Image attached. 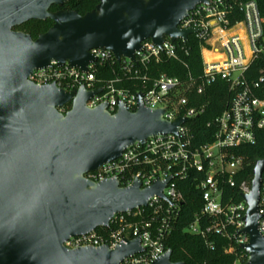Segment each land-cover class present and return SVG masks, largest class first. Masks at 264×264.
Masks as SVG:
<instances>
[{
	"label": "water",
	"instance_id": "95a60500",
	"mask_svg": "<svg viewBox=\"0 0 264 264\" xmlns=\"http://www.w3.org/2000/svg\"><path fill=\"white\" fill-rule=\"evenodd\" d=\"M71 0H0V264H121L144 252L140 239L109 246L68 249L66 240L108 227L110 220L150 198H164L171 180L142 188L139 180L122 187L117 179L93 182L85 174L121 156L125 149L157 134L176 133L187 119L163 118L165 109H150L138 94L129 111L120 102L90 109L87 101L102 91H67L55 84L38 86L29 75L60 66L87 71L93 49L135 59L143 42L162 46L165 37L187 40L195 29L179 24L198 4L209 0H100L95 9L51 11ZM52 20L37 38L15 30L31 21ZM67 112L60 111L67 104ZM264 159L256 162L243 232L249 243L245 264H264V237L259 231L258 203ZM170 249L152 264L171 260Z\"/></svg>",
	"mask_w": 264,
	"mask_h": 264
},
{
	"label": "built area",
	"instance_id": "2783aa9c",
	"mask_svg": "<svg viewBox=\"0 0 264 264\" xmlns=\"http://www.w3.org/2000/svg\"><path fill=\"white\" fill-rule=\"evenodd\" d=\"M237 10L244 18L234 21ZM179 28L196 32L187 40L173 41L166 36L161 47L146 40L134 60L124 57L118 62L112 52L93 49L90 52L95 61L87 71L52 61L29 75L28 79L38 86L55 84L67 91L101 88L87 101L90 109L108 103V110L114 114L123 102L129 111H135L138 94L142 93V103L150 109L164 108L167 121L187 119L176 133L157 134L145 143L137 142L116 160L85 174L86 179L97 183L117 179L122 187L139 180L142 188L171 178L163 190L164 198L154 196L145 206L116 214L108 227L70 237L64 243L66 248H116L139 238L144 252L125 258L121 264H152L168 250L167 240L185 202L180 181L189 179L200 191L202 204L185 231L207 241L211 235L226 237L232 243L225 251L236 254L234 264L248 261L242 248L250 241L243 232L248 210L243 195L251 193L252 181L239 178L245 168L242 148L255 144L259 131L264 130V63L258 75L250 73L254 62L264 55V12L255 0H209L191 10ZM192 36L200 44L202 74L182 79L161 72L157 66L165 60L181 61ZM106 70L112 72V78L104 77ZM219 81L228 85L230 99L222 113L208 123L214 127L212 141L197 145L188 122L204 113L206 104H192V96L204 95ZM71 107L69 103L60 111L65 113ZM258 210L259 231L264 237V177Z\"/></svg>",
	"mask_w": 264,
	"mask_h": 264
},
{
	"label": "trees",
	"instance_id": "16d2710c",
	"mask_svg": "<svg viewBox=\"0 0 264 264\" xmlns=\"http://www.w3.org/2000/svg\"><path fill=\"white\" fill-rule=\"evenodd\" d=\"M248 1V0H243ZM260 9L264 12V0H255ZM100 0H71L62 7H53L52 11L58 9L74 10L79 14H85L97 6ZM244 18L242 12L236 11L233 20L238 21ZM53 24L48 19L45 21H31L18 27L25 33H29L35 39L41 33L46 32ZM187 52L182 53L180 60H165L157 67L161 72L171 76H178L186 79L189 75L198 77L202 74V55L199 42L194 36L185 44ZM264 55L258 58L250 69V73L258 75L263 67ZM104 77L112 78V72L106 70ZM230 99L228 85L219 81L210 87L204 95H193L192 104L205 103L206 109L201 115L189 120L188 125L193 127L194 142L197 145L212 141L214 127L208 126L227 107ZM241 154L245 156V168L239 181L248 180L251 182L254 177L256 162L264 159V130L259 131L255 144L244 146ZM264 177V174H263ZM185 195V202L181 214L177 220L174 230L167 240V248L172 251L171 260L183 264H234L235 253H227L225 250L232 241L220 235H211L208 241L198 234L185 231L186 227L193 221L195 214L201 208L200 191L192 185L191 180L180 181ZM209 244V245H208ZM212 244L213 248L210 247Z\"/></svg>",
	"mask_w": 264,
	"mask_h": 264
},
{
	"label": "flooded vegetation",
	"instance_id": "af4514ba",
	"mask_svg": "<svg viewBox=\"0 0 264 264\" xmlns=\"http://www.w3.org/2000/svg\"><path fill=\"white\" fill-rule=\"evenodd\" d=\"M53 7H55V6H53ZM53 7H52V8H53ZM56 7H57V6H56ZM52 8H51V11H52ZM58 10H60V9H58ZM54 11H57V10H54ZM19 27H20V26H19ZM17 28H18V27H16L15 30H18ZM20 31H21V30H20Z\"/></svg>",
	"mask_w": 264,
	"mask_h": 264
}]
</instances>
